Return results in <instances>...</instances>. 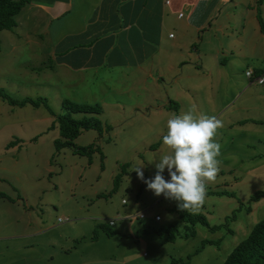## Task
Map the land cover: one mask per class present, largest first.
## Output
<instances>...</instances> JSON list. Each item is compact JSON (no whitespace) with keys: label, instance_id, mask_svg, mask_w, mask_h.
I'll list each match as a JSON object with an SVG mask.
<instances>
[{"label":"rangeland","instance_id":"374dc122","mask_svg":"<svg viewBox=\"0 0 264 264\" xmlns=\"http://www.w3.org/2000/svg\"><path fill=\"white\" fill-rule=\"evenodd\" d=\"M232 18L239 21L238 17ZM17 19L15 17V21ZM13 27L0 30V86L3 85L9 96H28V89L34 93L30 85L34 79L28 75V67L33 62L28 63L35 61V53H31V46H20L24 41V33L22 34L18 26ZM206 28L205 23L201 31H206ZM244 70L239 73H242L245 84L249 87L243 92L240 88V93L237 89L234 93L232 90L228 93L219 87L210 96L206 92L201 94L202 87L194 84L203 79L201 74H195L193 82L188 78L181 80L184 84H194L200 92L198 97L202 103H205L207 96L211 97L212 105L205 115L215 116L223 123L218 136L222 145L220 170L216 180L209 183L207 189H226L232 195L209 192L199 211L210 224L220 223L213 230L199 222L190 225L181 220L174 211L166 208L163 195L157 197L151 190H147L146 184L132 171L143 164L145 178H153L156 173L155 164L159 162L163 151L145 149L155 139L151 132L154 127L150 129L144 126L143 132H139L141 128L137 127L135 117H131L134 121L116 124L109 120L114 113L105 103L113 102L112 95L87 90L90 83L86 80L66 88L74 97H80L87 91L88 101H104L97 117L100 120L106 119L105 125L109 128L99 137L95 129L82 130L73 139L78 146L95 141L99 150L89 154L74 153L66 145L59 149L54 148L52 140L58 136V130L57 127L47 128L52 116L46 117L49 113L41 104H9L0 97V191L14 200L10 204L20 210L19 215L23 214V207L31 210L29 212L34 218L37 212L39 219L35 221V225L42 229L28 237L20 234L5 236L7 231L0 229V264L219 263L231 247L247 234L252 224L264 215V194L249 199L254 191L264 190V146L259 148L260 145L254 140L258 136L264 139V120L254 122L250 117H262L241 111L238 112L237 124L226 127L223 120V115H228L227 111H223L226 105L223 103L229 97L231 100L238 97L234 106L239 104L242 108L252 106L255 100H258L256 106H259L263 100L259 97L260 94L264 97L259 85L250 84ZM104 77V74L99 76ZM40 78L43 79V74L36 78L37 82ZM99 78L97 81L102 84ZM17 87L19 90L15 89ZM22 87L26 89L20 91ZM148 88L153 92L158 87L150 83ZM164 88L168 87L165 85ZM43 89L45 93L41 95L47 97L51 110L60 111L53 97L56 91L47 90L45 85ZM131 99L136 98L131 96ZM261 104L264 105L263 102ZM72 115L79 117L83 113ZM135 128L138 130H134ZM34 135H37L36 140H30ZM11 140L17 141L7 144ZM161 146L165 145L162 143ZM225 147L232 150L226 152L223 149ZM116 173H120L118 184L111 189ZM164 176L169 179L167 170ZM1 205L0 217L5 215L4 217L9 216L11 219L13 214L8 213ZM139 211L143 212L144 218L138 219L134 216ZM231 212L234 213L233 216ZM154 213L161 216L159 221H153ZM57 216L66 217L67 220L58 222ZM168 216H171V220H168ZM110 219L113 224H108ZM93 221L95 225L100 222L115 232L107 235L97 227L96 236L92 238L95 226ZM69 222L77 230L69 232ZM167 223L176 226L173 240L166 239V230L162 234L156 231L159 225ZM120 224L122 225L119 226ZM190 226L194 229L193 234L188 232ZM204 239L213 242L203 243ZM28 241H32L33 245H26ZM171 258L178 261L171 263Z\"/></svg>","mask_w":264,"mask_h":264},{"label":"crops","instance_id":"0c3cea01","mask_svg":"<svg viewBox=\"0 0 264 264\" xmlns=\"http://www.w3.org/2000/svg\"><path fill=\"white\" fill-rule=\"evenodd\" d=\"M234 16L239 21L234 20ZM15 17L18 18L15 25L24 33L20 46H31V53H35V61L28 63L33 62L28 67V75L35 80L30 84L34 93L28 89V96L45 93V85L47 90L56 91L53 97L60 111L62 98L104 105L102 99L88 101L87 91L74 97L66 89L86 80L90 83L87 90L113 96V102L105 103L114 113L109 119L111 122L134 121L131 117H135L137 127L141 128L139 132H143L144 126L154 127L151 132L155 139L145 149H161L163 154L169 151L168 146H161L167 134L168 119L190 111L196 116L205 115L212 105L211 92L219 87L228 93L236 89L239 92L240 88L243 92L249 85L239 72L247 66L260 69L264 62V0L259 4L255 0H28ZM205 23L207 28L202 32ZM41 74L43 79L37 82ZM100 74L105 77L99 78ZM195 74L203 77L194 84L202 87L201 94L209 95L205 103L200 101V92L193 83L181 81L188 78L193 82ZM150 83L159 89L152 92L148 88ZM22 89L26 88L20 91ZM259 89L264 94L262 85ZM259 97L263 99L260 105L264 104V97L261 94ZM236 99L229 97L223 103L226 104L223 111L228 113L227 116L222 114L226 127L239 122V111L262 117H250L254 122L264 120V105L256 106L258 100L242 108L239 104L234 106ZM53 112L46 115L52 116L50 123L58 113ZM101 121L105 125L106 119ZM32 137L29 138L32 141L37 138ZM254 140L259 148L264 146V139L259 136ZM215 190L207 189V193L214 194ZM163 199L167 209L174 204V200L164 196ZM11 202L14 200L10 197L0 199V205L13 214L11 219L5 215L0 217V229L7 231L5 236L28 237L42 231L35 225L39 219L37 212L34 218L31 210L23 207V214L19 215L20 210ZM160 219L161 216L153 221ZM67 226L69 232L77 230L72 222ZM27 244L33 245L32 241Z\"/></svg>","mask_w":264,"mask_h":264},{"label":"clouds","instance_id":"9594fccd","mask_svg":"<svg viewBox=\"0 0 264 264\" xmlns=\"http://www.w3.org/2000/svg\"><path fill=\"white\" fill-rule=\"evenodd\" d=\"M222 127L215 116H196L191 111L176 115L167 121L163 144L169 151L155 164L154 177L145 178L143 164L132 171L155 196L178 202L180 211L198 213L206 202L208 184L216 180L220 170L222 145L218 136Z\"/></svg>","mask_w":264,"mask_h":264},{"label":"trees","instance_id":"16d2710c","mask_svg":"<svg viewBox=\"0 0 264 264\" xmlns=\"http://www.w3.org/2000/svg\"><path fill=\"white\" fill-rule=\"evenodd\" d=\"M27 1L28 0H0V30L10 29L16 24L15 14ZM261 1L262 0H255L256 4H259ZM254 70L257 71L259 69L254 68ZM262 87L264 90V86ZM0 97L5 99L9 104L23 105L25 103H30L34 106L42 104L48 112L54 113L49 107L47 103V98L44 95H37L34 97H12L9 96V94H7L2 87H0ZM60 106L61 111L53 115V120L49 124V127L56 126L58 130V136L53 139L54 148L59 149L60 147L66 145L69 146L74 153L81 152L86 154H89L94 150H99V148L97 147L98 144L95 141L89 142L86 145L78 146L75 145L73 139L82 130L95 129L97 131V136L99 137L101 136L103 130H107L109 128L108 125L102 124V121L97 117V114L102 109L101 105L98 103L76 102L69 98H62ZM77 112H82L83 115L79 117L72 115L73 113ZM35 137L36 136H33L32 139H35ZM15 141L17 140H11L7 144H11ZM124 164L125 163H122V165ZM119 176L120 173H116L114 175L113 186L111 189H114L118 184ZM215 191L216 193L219 192L232 195L231 192L222 189ZM261 194H264V190H256L250 195L249 199H253ZM2 198L9 199V195L3 191H0V199ZM169 209L174 211L181 220L188 222L190 225H194L196 222H199L211 230L220 226V223L210 224L207 221L205 215L201 212L192 214L189 212L180 211L177 204H172ZM246 209H248V207H246ZM231 213L233 216L234 213ZM138 218L140 219L143 217ZM97 227H100L103 233L107 235L115 232L107 225H104L99 222L93 228V232L91 234L92 238L96 236ZM175 229V224L167 223L166 225H159V227L156 228V231L159 234H162V232L166 230L168 232L166 235V239L173 240V231ZM188 232L190 234L194 233V229L192 226H190V230ZM202 242H213V240L204 239L202 240ZM175 261L178 260L175 258L170 259L171 263ZM216 264H264V215L252 224L247 234L239 241H237L231 247L225 257L219 263Z\"/></svg>","mask_w":264,"mask_h":264},{"label":"built area","instance_id":"2783aa9c","mask_svg":"<svg viewBox=\"0 0 264 264\" xmlns=\"http://www.w3.org/2000/svg\"><path fill=\"white\" fill-rule=\"evenodd\" d=\"M165 2H168V0H165ZM179 15L181 14L180 12L178 13ZM244 74L247 78H249L250 81L255 82L257 84H260L264 86V66L260 68L259 70H254V68H245ZM138 217H143V212H138L137 214ZM154 219L158 220L160 216L158 214H154ZM58 221H62L64 219H67L66 217H61L57 216L56 218ZM113 220H108V224H112Z\"/></svg>","mask_w":264,"mask_h":264}]
</instances>
